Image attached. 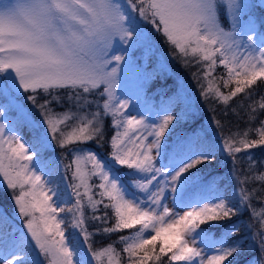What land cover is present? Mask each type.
<instances>
[{
    "label": "snow or ice",
    "instance_id": "obj_1",
    "mask_svg": "<svg viewBox=\"0 0 264 264\" xmlns=\"http://www.w3.org/2000/svg\"><path fill=\"white\" fill-rule=\"evenodd\" d=\"M248 7L242 0H0V116L13 107L17 123L35 129L38 123L17 102L19 93H32L27 100L41 110L40 123L46 126L39 137H34L35 143L29 144L14 128L6 129L0 123V178L13 190L14 218L22 221V226L17 225L13 218L0 213V264H41L39 257L48 264H87L69 244L60 213L71 215L72 227L88 242L91 234L85 227L84 209L87 206L95 213L100 205L110 208L115 217V223L104 227L103 232L139 226L133 234L119 238L128 264H161L164 257L168 264H233L245 251L243 240L229 243L236 225L219 237L209 229L222 227L214 222L231 220L241 207L251 209L252 219L261 227L253 232L251 223L245 225L251 233L246 239L252 249L259 250L256 264H264V208L251 206L258 189L238 187L231 198L223 194L188 195L192 186L211 189L200 166L214 159L212 145L195 130L169 144L167 136L179 119L177 115L167 108L157 112L155 119L143 113L133 115L130 101L117 95V81L128 64V49L149 41L143 21L161 33L186 64L191 59L202 66L207 87L202 86L201 96L207 99L214 95L227 105L264 79V38L256 44L248 35L244 43L240 31L241 17ZM222 15L227 29L221 23ZM217 67L225 69V87L236 85L229 95L215 83ZM62 90H67L65 97L60 95ZM37 93L45 97L39 105ZM96 93L102 103L92 99ZM65 99L78 111L89 106L96 110L79 116L70 109L57 113L51 105L62 106ZM176 99L178 103V96ZM257 110L251 107L252 113ZM259 111H264V96ZM109 117L115 131L108 140V158H100L91 149H72L74 183L68 187L74 203L65 209L60 204L69 200H60L58 187L37 167L39 146L49 136L57 139V135L61 148L103 140L104 119ZM71 119L78 123L64 131ZM249 131L239 141L224 137L219 147L233 158L234 165L237 154L244 152L249 169H255L257 162L249 150L264 146V120L255 129L257 139H247ZM161 158L167 164L157 167ZM88 164L91 172L86 170ZM64 167L67 171L69 166ZM125 168L131 171L123 173ZM93 176L100 180L95 193L100 199L94 198L89 183ZM124 176L132 178L131 184ZM251 180L264 184V172L241 178L237 184ZM168 191L172 194L171 207L166 202ZM92 219L107 224L109 217L105 213ZM34 250H38L35 259ZM92 257L96 264H103L104 258L107 264H121L113 245L92 252Z\"/></svg>",
    "mask_w": 264,
    "mask_h": 264
},
{
    "label": "trees",
    "instance_id": "obj_2",
    "mask_svg": "<svg viewBox=\"0 0 264 264\" xmlns=\"http://www.w3.org/2000/svg\"><path fill=\"white\" fill-rule=\"evenodd\" d=\"M257 10L252 16L255 18L254 22L258 27V33L264 36V7L257 3ZM147 28H151L153 31L149 34L150 39L153 43L154 50L162 55V58L167 62V67L172 70L174 76H170L167 72L160 68V64H157L151 54L146 56L144 63V72L150 79V83L144 90V100L150 103V105L156 109H170V114L177 115L179 119L174 121V127L170 126L171 134L167 136L169 144H172L177 138L190 135L194 130L197 135L206 143H209L213 147L214 159L207 164L201 165L202 175L206 180L211 183V189L203 188L200 185L192 186L188 195H213L223 194L229 198L232 197L233 190L238 187H245L248 191L252 189H258L256 195L251 200L252 208L260 210L264 208V184L251 180L250 182L238 185L237 181L244 177H251L256 173L264 172V146L249 150L253 153L254 159L257 162L255 169H249L248 160L245 157V153L241 152L237 154L235 165L233 164V158L229 157L225 152L220 150V143L224 137H230L234 140L239 141L244 138L246 130L249 131L247 139H257L258 136L255 133V129L260 125V122L264 120V111H259L260 98L264 96V79L257 80L256 84L251 88H246L244 93L237 94L229 100L228 104L225 105L223 102L217 100L214 95L209 96L207 99L201 96L203 87H207V82L203 79V69L199 64H195L189 59L186 64L185 59L182 58L165 39V37L157 32L152 25L146 24ZM164 63V62H163ZM196 73V76L193 75ZM215 83L219 87L220 91L225 95H229L232 89L236 86L235 83H230L227 87L224 86L223 79L226 78V72L223 67H217L214 72ZM203 86V87H202ZM67 90H62L60 95L66 96ZM186 94L193 101L195 113H192L189 105L186 104ZM28 95H32L29 93ZM38 99L36 104L39 105L43 102L45 97L42 93L36 94ZM178 96L179 102L177 103L176 97ZM171 98V99H170ZM92 99L99 100L102 103V98L98 93L93 94ZM52 108L57 113H63L66 110H71L72 113L77 116L83 115L85 112L95 111L93 106H89L88 109L77 110L74 105H70L65 99L63 105L53 104ZM251 107H256L258 110L256 113L251 112ZM225 112L227 115H225ZM192 115H194L192 117ZM252 115H255V120L250 119ZM17 113H8V122L11 128H14L17 133L23 136L26 143L34 144V137H39L36 129H31L26 125H19L16 121ZM208 121L211 124V138L210 131L206 128V134L203 135L199 131L202 127V121ZM216 121H219L218 125ZM71 125L77 124V119H71L69 121ZM111 118L104 119V138L94 139L87 144H74L69 145L66 148H61L58 144L57 147L60 159L52 158L46 151L43 145L39 146V162L44 163L45 169L48 171V177L53 182L54 186L58 187V191L62 194L60 200L68 199V204L61 203L60 206L67 207L74 203L72 194L67 192L65 183V175L68 178L70 184L74 183L72 179L73 172V152L72 149L76 146L81 145L83 148L91 149L92 152L99 155L100 158H108L110 154V147L108 140L114 134L112 128ZM239 146V145H237ZM69 156L70 158L64 159L63 157ZM65 165L69 166L65 174L62 172V167ZM235 167V173L233 171ZM65 168V167H64ZM86 170L91 172L89 164L86 166ZM123 173H128L131 170L121 169ZM232 172V174H230ZM127 180L129 184L132 182V178L127 176L122 177ZM89 183L93 185V195L95 199H100L99 196L95 195L99 191L96 187L100 183V180L93 176ZM131 191L135 189L129 188ZM82 191V189H81ZM10 191L0 187V213L7 214L10 218L14 219V222L19 225V222L14 218L13 203L9 197ZM108 203L107 200L104 201ZM85 213V227L90 235L88 242L84 241L83 235L79 229H74L71 224V215L66 211L61 213V216L65 219L64 225H62L65 236L69 244L80 252L79 243L83 244V247L90 252H94L95 249H102L108 245H113L117 252L120 253L121 264H128L127 254L123 252L124 244L119 242L121 236H127L133 234L137 228L125 230L122 232H114L111 234L102 231L104 227H111L115 223V217L112 214L110 208L105 209L103 205L99 206L98 211L93 213L87 206L84 209ZM107 213L109 220L107 224H103L98 220L92 219L93 215L104 216ZM222 227H213L209 229L215 232L216 236L220 234L232 225H236V232L229 238V243L237 239L244 241L245 251L236 257L233 264L236 261H240V264H256L254 258L259 257L260 253L258 249H252L250 247L251 242L247 240V236L251 235L245 225L251 223L253 225L252 231H257L261 225L251 216V209L241 207L240 212L234 216L231 220H221L214 222ZM202 227H207L203 225ZM99 230V231H98ZM158 251V245H157ZM33 259H35L33 252ZM152 264V262H150ZM161 264H168L167 258H162ZM182 264V262H178Z\"/></svg>",
    "mask_w": 264,
    "mask_h": 264
},
{
    "label": "rangeland",
    "instance_id": "obj_3",
    "mask_svg": "<svg viewBox=\"0 0 264 264\" xmlns=\"http://www.w3.org/2000/svg\"><path fill=\"white\" fill-rule=\"evenodd\" d=\"M242 2L246 3L249 6L248 8H246L244 10V14L241 17V20L243 23H242V26L240 28V31L242 32V35H243V41H244V43H247V36L252 35L254 38V43L260 44L262 37H260L257 34V26L253 22L254 17L252 16V14L256 13L257 3L259 5H262V7H264V3H262V0H242ZM221 23L226 29L229 27L228 22H227V20H225L223 18V15L221 16ZM141 24H142V27L144 28L145 33L149 36V34L152 33L153 31L151 30V28L146 27L147 23L141 21ZM252 29H254V31ZM120 47H126V46L120 45ZM148 54H151L152 57L157 62V64H160V68L162 70L167 72L170 76H174L172 70L167 67V62L164 61V59L162 58V55L160 53H157L154 50L153 43H152L150 36H149L148 42H139L134 47L128 49V54L126 56L128 64H127L126 70L122 73V75L120 76V78L117 81V95L122 99H128L130 101L129 111L131 112V114L136 115L138 113H143L146 117H151L152 119H155V114L158 111H155L154 109H152V107L149 105V103L145 102L146 100H144V95H143L144 90L146 89L147 85L150 83L149 77L144 72V67L146 65L144 63V60L146 59V56ZM28 94L29 93H23V92L19 93L17 102L19 104H22L23 107L31 113L32 119L38 123V126L35 129H36V132H38L37 135L40 136L41 133H43L45 131L46 126L43 125L42 123H40L41 119H42L41 114H40L41 110L37 106H34L30 101L27 100ZM38 94H40V93H38ZM185 99H186V104L189 105L190 110H192V113L194 114L196 111H195V108L193 106V101L190 99L189 96H187V94H186ZM2 103H3V101L0 100V104H2ZM161 110L162 109H160V111ZM8 111L16 113V110L13 107H9V108L4 110V115L0 116V123H4L6 129L11 128L7 122V112ZM193 116L194 115H192V117ZM69 121H67L66 126L63 128L64 131L71 130V128L75 125V124L71 125L69 123ZM202 122L203 123L201 125H202L203 129L200 128V130H199L201 132V134L205 135L206 134L205 130L207 128L210 131L211 138H213V135H212L211 129H210V127H211L210 122H208L206 120H204ZM58 140H59V135H57V139H55V140L51 139V137L49 136L48 139H46L42 144L45 147L48 154H50L52 156V158H55V159L61 158L60 155L58 154V151H57L58 146L57 147L55 146L57 144L59 145ZM76 148H83V146L78 145V146H76ZM63 158L66 159V158H70V157L64 155ZM166 164H167V161L164 160L163 158H161L157 162L156 166L161 167L162 165H166ZM37 167L39 169H41L42 171H44L47 174L46 178L49 179L48 171L45 169L44 163H41L38 160L37 161ZM89 167L91 169L90 164H89ZM74 169H75V165H73V170ZM62 172L64 174L66 172L64 167H62ZM230 174H232V172H230ZM161 179H163V177H161ZM65 183H66V187H67V192L69 194H72L71 188L68 187L70 185V183H69L66 175H65ZM0 187L5 189V190L10 191L9 197L13 203V210H14V216H15L16 210H15L14 201L12 199L13 194H14L13 190H10L6 187V185L2 181V178H0ZM15 194H17V195L19 194L18 189L15 191ZM167 195H168V200L166 202L171 207V195L172 194L170 191H168ZM185 210H187V209H185ZM181 214H182V212H181ZM60 215H61V213H60ZM16 220L19 222V225L22 226V221L20 219H16ZM198 244H199V241H198ZM79 247H80V252H79L78 259H83V260L87 261V264H96V261L92 257V252L91 251L88 252L83 247V244L81 242L79 243ZM97 250H99V249H95L94 252ZM33 252H34V256L36 258V252H38V250H34ZM39 259L41 260V264H48L47 260H45L43 257H39ZM103 264H107L106 258H104Z\"/></svg>",
    "mask_w": 264,
    "mask_h": 264
}]
</instances>
